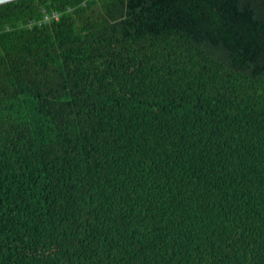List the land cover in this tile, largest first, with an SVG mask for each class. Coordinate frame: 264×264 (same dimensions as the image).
I'll use <instances>...</instances> for the list:
<instances>
[{"label": "trees", "instance_id": "obj_1", "mask_svg": "<svg viewBox=\"0 0 264 264\" xmlns=\"http://www.w3.org/2000/svg\"><path fill=\"white\" fill-rule=\"evenodd\" d=\"M0 264H264V0L0 6Z\"/></svg>", "mask_w": 264, "mask_h": 264}, {"label": "built area", "instance_id": "obj_2", "mask_svg": "<svg viewBox=\"0 0 264 264\" xmlns=\"http://www.w3.org/2000/svg\"><path fill=\"white\" fill-rule=\"evenodd\" d=\"M60 14L59 13H52L51 15H46L44 18V22L50 21L52 19H59Z\"/></svg>", "mask_w": 264, "mask_h": 264}, {"label": "water", "instance_id": "obj_3", "mask_svg": "<svg viewBox=\"0 0 264 264\" xmlns=\"http://www.w3.org/2000/svg\"><path fill=\"white\" fill-rule=\"evenodd\" d=\"M15 1H18V0H0V6L15 2Z\"/></svg>", "mask_w": 264, "mask_h": 264}]
</instances>
